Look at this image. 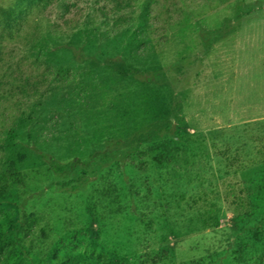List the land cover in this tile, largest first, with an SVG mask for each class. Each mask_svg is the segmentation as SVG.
Segmentation results:
<instances>
[{
    "label": "rangeland",
    "instance_id": "obj_1",
    "mask_svg": "<svg viewBox=\"0 0 264 264\" xmlns=\"http://www.w3.org/2000/svg\"><path fill=\"white\" fill-rule=\"evenodd\" d=\"M70 45L140 69L200 59L168 91ZM170 92L180 137L93 153L173 117ZM34 148L82 163L58 175ZM109 263L264 264V0H0V264Z\"/></svg>",
    "mask_w": 264,
    "mask_h": 264
},
{
    "label": "trees",
    "instance_id": "obj_2",
    "mask_svg": "<svg viewBox=\"0 0 264 264\" xmlns=\"http://www.w3.org/2000/svg\"><path fill=\"white\" fill-rule=\"evenodd\" d=\"M239 5V4H238ZM205 38H215L217 32H204ZM203 36V35H202ZM209 38L208 40H210ZM64 54L70 56L76 63L92 64L95 68L109 70L112 73L118 75L123 79L131 80L140 86L153 87L159 84L163 85V88L171 91V88L166 85V80H173L177 78V81H184L188 69V64L191 60L200 59L199 54H189L180 57L178 60L173 61L168 66H157L147 69H140L130 64L122 56L109 57L104 53L97 54L93 51L91 46L89 47H76L66 46L63 51ZM189 71V70H188ZM180 76V77H179ZM169 105L174 109V116L162 115L157 109L152 111L150 115L143 117V120L136 123L125 135L118 138L106 140L100 148L95 149L93 153L97 156L116 154L118 151L138 152L143 145H148L156 141L169 138H177L182 134V128L180 126L181 121V107L182 97L181 95L170 92L168 97ZM15 140V132L9 133L8 145L13 146ZM40 158L45 162L49 168L58 175H66L74 171L82 161L78 158L61 162L54 155L34 148ZM89 179L81 180L80 185L71 187V191H78L83 185L87 184ZM68 184H63L62 187H67ZM110 264V263H109Z\"/></svg>",
    "mask_w": 264,
    "mask_h": 264
}]
</instances>
